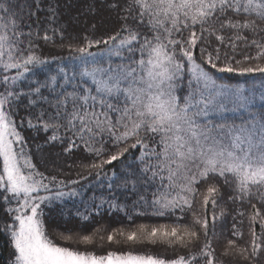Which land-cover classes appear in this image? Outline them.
Segmentation results:
<instances>
[{"label":"snow or ice","instance_id":"6c2138e0","mask_svg":"<svg viewBox=\"0 0 264 264\" xmlns=\"http://www.w3.org/2000/svg\"><path fill=\"white\" fill-rule=\"evenodd\" d=\"M103 3L117 29L106 38L62 43L75 70L69 74L61 67L25 91L20 85L29 74L56 59L42 57L37 41L63 42L64 31L51 27L57 17L52 3L49 27L37 22L33 29L27 21L43 11L39 0H0V202L12 217L0 230L10 235L12 264H261L264 111L253 110V97L217 74H264V0ZM100 45L102 51H93ZM21 108L27 115L18 121ZM241 111L246 115L239 123L225 115ZM18 125L51 132L47 142L64 145L65 152L79 150L88 162L80 163L77 175L99 176L105 165L123 163L130 150L136 152L121 186L171 223L118 228L106 240L131 247L163 244L174 256L133 251L98 256L55 243L42 205L77 193L52 192L57 178L36 168ZM58 184L67 187L65 181ZM222 188L227 201L239 207L218 252L217 221L227 211L220 206ZM245 219L247 240L237 227ZM81 242L93 244L94 237L84 235Z\"/></svg>","mask_w":264,"mask_h":264},{"label":"trees","instance_id":"16d2710c","mask_svg":"<svg viewBox=\"0 0 264 264\" xmlns=\"http://www.w3.org/2000/svg\"><path fill=\"white\" fill-rule=\"evenodd\" d=\"M39 2L43 11H37L36 17L27 23L31 24L33 29H35L37 22L42 29L48 28L47 21L50 16L48 5L52 3L56 6L57 17L51 27L63 30L65 39L62 42L59 37H56L55 44L45 43L42 40L37 41L40 44L39 54L42 57L49 59L55 57L56 59L35 73L29 74L30 79L20 85L25 91L28 90L30 84L35 87L34 81L43 82L50 75H56L61 67L69 74L75 70L76 62L68 59L69 52L61 47L62 43H81L85 36L91 39L106 38L118 27L114 15L106 9L103 0H39ZM104 47V45H100L99 49L94 48L93 51H102ZM113 61L118 63L119 58L114 57ZM217 75L222 83L232 87H240L245 90L246 95L253 97V110L264 111V99L261 98L264 94V74L240 76L219 73ZM71 90L69 85L68 91ZM42 91L48 95L47 90L42 89ZM26 115L24 108H21L17 120L26 118ZM225 115L239 123V117L246 115V113L243 111L229 112ZM18 130L26 141V151L30 153L31 161L36 165V168L46 176L57 178L56 183L50 185L52 192L75 190L77 193L74 196H66L61 200L54 201L48 207L42 205L44 208L43 222L47 234L55 243L73 250L94 253L98 256L107 255L108 252L125 253L127 251L156 254L166 258L174 256L173 251L167 249L163 244L131 247L124 243L120 245L110 244L106 240L107 235L118 228L129 230L141 223L148 225L171 223L170 218L152 215L151 210H147L146 206L142 207L138 203L139 196L136 192L131 191L130 187L121 186L126 166L133 162V158L137 155L136 152L130 150V154H126L123 163L116 161L111 165H105L99 176L95 173L77 175L80 171V163L88 162L83 159V154L79 150L68 153L64 151V145L58 142H47L46 137L51 135V132L47 134L37 132L26 125H18ZM0 171H2V158H0ZM113 172H115V177H113ZM71 180H79V183L71 184L69 183ZM59 181H65L67 187H60ZM109 181H112L111 188L108 187ZM222 191L225 193V200L220 202V206L227 211L223 219L217 221L219 238L214 241V245L218 252L232 228L233 218L236 217V210L239 207L228 202L227 191L223 188ZM41 194L45 193L41 192ZM145 195L149 199L151 198L150 191L146 192ZM12 206L15 207L16 205L13 204ZM244 207L247 215V206ZM146 210L148 214H138L144 213ZM11 219L12 217L6 211L5 203L0 202V228L10 224ZM237 219L239 218L237 217ZM237 227H240L245 233L243 239H249L247 219L242 226L238 224ZM97 229L100 231L97 232ZM221 231L224 235H220ZM257 231L259 232L258 226ZM61 234L64 236L71 235L72 240L62 239ZM84 235H93L94 243H82ZM101 236L105 237L103 241L100 240ZM10 240V235L6 231L0 230V264H12L13 247ZM261 264H264V260L261 261Z\"/></svg>","mask_w":264,"mask_h":264}]
</instances>
